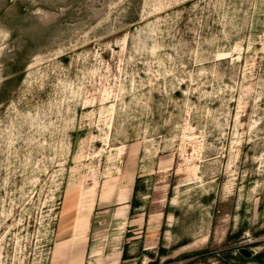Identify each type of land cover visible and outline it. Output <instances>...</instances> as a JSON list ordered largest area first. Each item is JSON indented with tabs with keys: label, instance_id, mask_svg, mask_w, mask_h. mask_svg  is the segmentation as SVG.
<instances>
[{
	"label": "rangeland",
	"instance_id": "1",
	"mask_svg": "<svg viewBox=\"0 0 264 264\" xmlns=\"http://www.w3.org/2000/svg\"><path fill=\"white\" fill-rule=\"evenodd\" d=\"M88 250L264 264V0H0V264Z\"/></svg>",
	"mask_w": 264,
	"mask_h": 264
},
{
	"label": "crops",
	"instance_id": "2",
	"mask_svg": "<svg viewBox=\"0 0 264 264\" xmlns=\"http://www.w3.org/2000/svg\"><path fill=\"white\" fill-rule=\"evenodd\" d=\"M90 256H93V255L90 253V250H88L86 252V255L84 256L83 260L81 262H79V263L80 264H93V261L88 260V257H90Z\"/></svg>",
	"mask_w": 264,
	"mask_h": 264
},
{
	"label": "trees",
	"instance_id": "3",
	"mask_svg": "<svg viewBox=\"0 0 264 264\" xmlns=\"http://www.w3.org/2000/svg\"><path fill=\"white\" fill-rule=\"evenodd\" d=\"M131 208H133V205H131ZM124 260V257H123V255H122V261Z\"/></svg>",
	"mask_w": 264,
	"mask_h": 264
}]
</instances>
